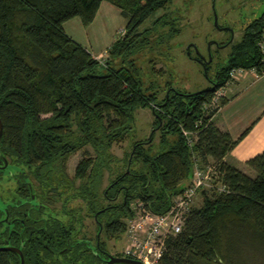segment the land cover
Segmentation results:
<instances>
[{
	"label": "trees",
	"instance_id": "trees-1",
	"mask_svg": "<svg viewBox=\"0 0 264 264\" xmlns=\"http://www.w3.org/2000/svg\"><path fill=\"white\" fill-rule=\"evenodd\" d=\"M103 2L117 8L126 24L101 62L67 35L64 24L78 18L89 26ZM170 2L0 0V149L28 168L42 195L51 191L55 200L64 191L65 211L68 201H76L71 232L60 228L54 235L49 220H38L35 228L23 233L19 226L12 232L0 229V246L19 248L24 264H38L40 257L51 254L44 246L50 248V239L56 237L59 242L51 249L58 254L72 235L76 244L64 255L73 256V264H94L88 246L95 245L97 233L109 250V241L124 235L137 205L156 214L167 212L195 165L203 170L213 166L219 179L213 189L200 191L201 205L193 206L181 232L166 240L157 264H264V151L246 161L248 174L228 165L224 158L237 141L212 123L216 112L205 109L214 92L226 86L232 69L264 72L258 45L264 12L245 26L239 41L221 43L229 46L224 65L212 75L210 65L201 71L211 87L194 93L170 87L165 93L162 85L144 79V73L150 80L164 76V68L156 69L154 59L146 61L148 66L139 62L177 37L180 29L167 15L143 30L140 27ZM162 28L168 31L161 33ZM225 102L222 99L221 105ZM138 109L152 110L160 139L157 146L154 133L147 140H136L118 160L111 148L129 139ZM182 129L195 134L191 147ZM86 147L95 157L86 152L69 179L65 173L69 157ZM104 170L109 172V183L101 189ZM219 183L227 192L215 190ZM22 189L33 193L20 183L18 197ZM85 216L94 223L96 218L101 231L96 225L94 234L86 233ZM0 264H20V257L0 250Z\"/></svg>",
	"mask_w": 264,
	"mask_h": 264
},
{
	"label": "rangeland",
	"instance_id": "rangeland-1",
	"mask_svg": "<svg viewBox=\"0 0 264 264\" xmlns=\"http://www.w3.org/2000/svg\"><path fill=\"white\" fill-rule=\"evenodd\" d=\"M263 12L264 0H171L166 9L156 12L140 27L143 30L151 26L156 18L167 15L168 18L173 19L176 28L180 29L177 37L168 41L166 45L156 47L155 50H152V54L146 53L147 57L145 55L141 58L146 57L143 64L141 61L139 62L141 66L144 64L148 66L146 61L154 59L156 69L163 67L166 74L156 77L155 80H150L149 76L144 73V79L148 84L155 81L156 84L162 85L165 93L170 87L187 93L211 87L201 72L206 68L203 67V69L196 59L199 55L208 58L206 64L210 65V75H212L215 69L224 65L228 59L229 46L224 47L221 43L228 42V40L233 43L239 41L245 26ZM215 18L217 25H215ZM80 23L78 18L66 22L68 33L80 41L91 42L89 49L94 56L91 55L103 62L107 58V49L123 34L126 20L120 15L117 8L109 3H104L89 26L85 27ZM160 31L161 33L167 32L168 28H162ZM199 60L203 61L200 57ZM154 119L152 110H136L131 123L132 132L129 139L120 145H114L111 148L112 154L118 160H123L125 154L129 152L132 142L147 140L153 133V144L157 146L160 130L159 128L154 129ZM86 152L95 157L90 147L77 151L69 157L65 168L69 179L73 178L76 166ZM16 170L14 167H9L3 174L0 201L7 203L13 197L14 190L10 189V183L7 182L6 177L15 174ZM11 181H14L12 177ZM108 183L109 172L104 170L101 189H104ZM201 201L202 196L198 193L194 198L193 205L199 206ZM85 226L94 234L95 225L91 218L85 219ZM123 238L124 236L121 239L109 241L111 255L114 256L122 252L125 247Z\"/></svg>",
	"mask_w": 264,
	"mask_h": 264
},
{
	"label": "flooded vegetation",
	"instance_id": "flooded-vegetation-1",
	"mask_svg": "<svg viewBox=\"0 0 264 264\" xmlns=\"http://www.w3.org/2000/svg\"><path fill=\"white\" fill-rule=\"evenodd\" d=\"M199 57L203 59V61L199 60ZM199 57L196 59L199 61L201 67L207 66L206 62L208 58L202 57L199 55ZM204 69V68H203ZM2 135V134H1ZM5 155H4V154ZM9 167L16 168L15 174L8 175L7 182L10 183V189L14 190L13 197L9 200V202L5 203L4 201H0V229L1 230H8L9 232L15 230V227L19 226L22 228V233L25 231H28L30 227L33 226L35 228V225L38 224V220H46L51 221V231L57 233L58 230L61 228L66 232H71L74 227V205L73 200L68 201L67 209L64 210V191L62 192V195L60 196V199H51V195H54V193L46 192L44 195L41 194L38 190V184L35 179L30 178L29 174L30 171L27 167L21 165L20 163H15L14 159H12L10 156H7V154L0 149V191L2 189V180H3V174L9 169ZM11 177L14 180L11 181ZM21 177V178H20ZM20 183L23 184L26 183L28 185L30 192L33 191V193H27L22 189V196L18 197L19 194L17 193V189L20 187ZM58 192H61L58 190ZM57 191L55 192L58 193ZM29 194V197L27 198V195ZM68 195H72L71 191L67 193ZM64 198V199H63ZM19 199V203L17 204V200ZM15 206L18 207V209H13L9 206ZM84 205V204H83ZM67 212V213H65ZM85 213V212H84ZM87 219V217H84ZM34 221V225L31 224V222ZM94 223V221H93ZM83 224L85 226V220L83 221ZM31 225V226H30ZM95 227L98 225L101 231V226L99 222L95 218ZM95 231V230H94ZM85 232L89 234L88 228L85 226ZM84 232V233H85ZM96 233V232H95ZM96 243L94 246H88L90 250L95 255V263L94 264H107V262L110 260L109 256H113L110 254L109 250H106L101 245V239L102 236H100V233H97L96 235ZM73 235L71 238H67L66 246L63 249H60L58 251V254L53 253L52 248L54 249V246L58 244L59 239L56 237L55 239H50L51 245L50 248L48 245L45 244V249H49L51 254L42 256L38 260V264H73L74 257L69 255L65 256L64 253L67 251L73 250V247L76 243H74ZM88 239V235H87ZM23 242V241H22ZM88 242V241H86ZM53 244V245H52ZM4 247H12L18 249L20 252L21 250L17 247L11 246L7 243L0 246V248ZM123 250V249H122ZM6 251V250H4ZM12 252V251H8ZM15 253V252H13ZM17 254V253H16ZM23 257V264H24V256L21 252ZM122 254V252H120ZM20 257V256H19ZM113 257H119L114 255ZM119 258H128L125 257L123 254ZM134 260V259H132ZM20 264H21V258H20ZM114 264H122V263H114Z\"/></svg>",
	"mask_w": 264,
	"mask_h": 264
},
{
	"label": "built area",
	"instance_id": "built-area-1",
	"mask_svg": "<svg viewBox=\"0 0 264 264\" xmlns=\"http://www.w3.org/2000/svg\"><path fill=\"white\" fill-rule=\"evenodd\" d=\"M258 45L263 52L264 27ZM246 71L243 68L232 69L226 86ZM226 86L214 92L210 103L205 106L206 110L215 112L219 110ZM182 134L191 147L196 140L195 134L183 129ZM218 179L219 174L213 166L203 170L195 165L190 181L185 185L182 193L173 200L167 212L156 214L141 204L137 205L134 216L126 221V230L123 235L125 247L122 254L143 264H157L166 250V240L181 232L186 216L194 206V198L202 190L213 189V184ZM215 190L219 193L227 192L226 187L221 183L215 187Z\"/></svg>",
	"mask_w": 264,
	"mask_h": 264
},
{
	"label": "crops",
	"instance_id": "crops-1",
	"mask_svg": "<svg viewBox=\"0 0 264 264\" xmlns=\"http://www.w3.org/2000/svg\"><path fill=\"white\" fill-rule=\"evenodd\" d=\"M104 3L106 2H103L100 8ZM66 25L64 24V30L67 35L93 55L89 49L91 42L80 41L68 33ZM224 100L226 102L221 105L211 121L219 130L227 132L232 140L237 141L224 161L248 174L246 161L264 151V72L258 74L254 70H247L226 86ZM244 132L246 133L242 136ZM186 184L187 182L184 185Z\"/></svg>",
	"mask_w": 264,
	"mask_h": 264
},
{
	"label": "water",
	"instance_id": "water-1",
	"mask_svg": "<svg viewBox=\"0 0 264 264\" xmlns=\"http://www.w3.org/2000/svg\"><path fill=\"white\" fill-rule=\"evenodd\" d=\"M215 25H217V22H216V18H215ZM211 59V58H209ZM204 72H205V69H204ZM2 129H3V126H2V122L0 120V137H1V134H2ZM0 250H6V251H12V252H15L17 253L20 258H21V264H23V257H22V254L21 252L16 249V248H12V247H4V248H0ZM109 261L107 262V264H114V263H122V264H143L137 260H132V259H128V258H119V257H113V256H109Z\"/></svg>",
	"mask_w": 264,
	"mask_h": 264
}]
</instances>
